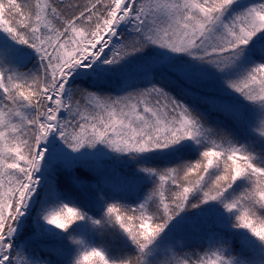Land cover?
<instances>
[{"label": "snow or ice", "instance_id": "1", "mask_svg": "<svg viewBox=\"0 0 264 264\" xmlns=\"http://www.w3.org/2000/svg\"><path fill=\"white\" fill-rule=\"evenodd\" d=\"M0 264H264V0H0Z\"/></svg>", "mask_w": 264, "mask_h": 264}]
</instances>
